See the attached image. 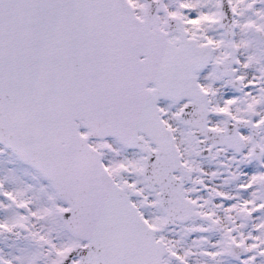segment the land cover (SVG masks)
Masks as SVG:
<instances>
[{"label": "snow or ice", "instance_id": "snow-or-ice-1", "mask_svg": "<svg viewBox=\"0 0 264 264\" xmlns=\"http://www.w3.org/2000/svg\"><path fill=\"white\" fill-rule=\"evenodd\" d=\"M0 264H264V0H0Z\"/></svg>", "mask_w": 264, "mask_h": 264}]
</instances>
